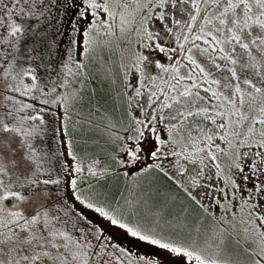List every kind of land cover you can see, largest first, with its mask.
<instances>
[{"label":"snow or ice","instance_id":"obj_1","mask_svg":"<svg viewBox=\"0 0 264 264\" xmlns=\"http://www.w3.org/2000/svg\"><path fill=\"white\" fill-rule=\"evenodd\" d=\"M0 264H264V0H0Z\"/></svg>","mask_w":264,"mask_h":264},{"label":"trees","instance_id":"obj_2","mask_svg":"<svg viewBox=\"0 0 264 264\" xmlns=\"http://www.w3.org/2000/svg\"><path fill=\"white\" fill-rule=\"evenodd\" d=\"M66 47H67V36L64 38V40L61 42V45H60V49H61L62 53H63L64 49H66ZM88 87H89V90L92 88L96 89L97 95H96L95 99L99 100L100 104H102L104 108H111L112 107L111 101L105 92V88H106L105 85H102L99 80H92ZM120 186L122 188V182H121ZM113 191H115V189ZM125 194H127V193L125 192Z\"/></svg>","mask_w":264,"mask_h":264},{"label":"rangeland","instance_id":"obj_3","mask_svg":"<svg viewBox=\"0 0 264 264\" xmlns=\"http://www.w3.org/2000/svg\"><path fill=\"white\" fill-rule=\"evenodd\" d=\"M114 190V189H113Z\"/></svg>","mask_w":264,"mask_h":264}]
</instances>
